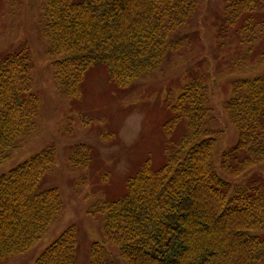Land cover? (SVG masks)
<instances>
[{"label": "trees", "instance_id": "16d2710c", "mask_svg": "<svg viewBox=\"0 0 264 264\" xmlns=\"http://www.w3.org/2000/svg\"><path fill=\"white\" fill-rule=\"evenodd\" d=\"M12 1V0H11ZM41 33L56 88L78 98L87 72L105 70L117 91L158 69L171 40L195 15L198 0H42ZM264 0H231L223 25L246 18V46L264 33L254 18ZM221 27V28H222ZM235 28V27H234ZM176 38V36H175ZM251 39V40H250ZM264 63V51L260 54ZM31 51L27 43L0 60V164L36 130L40 99L34 94ZM200 78V77H199ZM208 88L192 78L182 87L163 125L165 160L159 168L146 159L127 177L122 196L103 201L102 239L91 244L87 264H260L264 259V185L231 189L264 165V76L232 85L224 104L238 142L214 162L217 137L205 126ZM182 135L175 142L174 135ZM219 134V135H218ZM172 143L177 146L173 148ZM72 170L87 168L85 145L69 150ZM56 162L53 145L0 175V264L27 253L61 215L56 188L38 191ZM112 250L114 252L112 253ZM75 226L66 228L33 264H77Z\"/></svg>", "mask_w": 264, "mask_h": 264}, {"label": "rangeland", "instance_id": "374dc122", "mask_svg": "<svg viewBox=\"0 0 264 264\" xmlns=\"http://www.w3.org/2000/svg\"><path fill=\"white\" fill-rule=\"evenodd\" d=\"M229 1L198 0L189 24L171 37L175 42L181 40L177 50L169 52L158 69L130 83L128 89L115 90L105 70L95 67L87 72L81 95L66 99L56 88L51 68L56 57L46 54L41 33L44 3L0 0V60L27 43L33 64V92L41 104L36 130L11 153L9 161L0 164V175L53 145L56 162L38 191L56 188L63 202L61 215L40 241L27 253L1 264H33L70 226L77 232V264H87L91 244L102 239L100 216L90 213L101 202L122 196L126 178L136 174L146 159L154 168L163 164L166 144L162 127L172 117L170 108L175 98L192 78L202 79L209 91L205 126L221 133L215 164L222 153L237 144L238 132L229 123L224 104L236 82L264 76V63H260L264 33L246 46L240 31L247 25L246 18L236 21L233 28L222 27ZM253 16L264 20V4ZM181 135L178 129L174 141ZM76 145L91 151L87 168L72 170L68 165L69 150ZM228 181L234 190L255 182L264 185V165ZM258 236L264 240V230Z\"/></svg>", "mask_w": 264, "mask_h": 264}]
</instances>
